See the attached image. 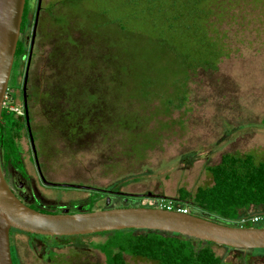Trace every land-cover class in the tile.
Here are the masks:
<instances>
[{
	"label": "rangeland",
	"instance_id": "rangeland-1",
	"mask_svg": "<svg viewBox=\"0 0 264 264\" xmlns=\"http://www.w3.org/2000/svg\"><path fill=\"white\" fill-rule=\"evenodd\" d=\"M221 1L227 9L212 19L210 31L220 34L229 56L217 70L184 74L170 55L163 57L156 38L163 27L157 9L170 0H58L61 12L54 27L68 30L69 54L62 60L50 42L30 77L32 95L37 94L31 103L32 129L47 181L169 200L177 199L181 187L194 193L211 185L206 168L224 154H252L264 161V1ZM138 75L156 85L140 86ZM17 81L22 85L23 77ZM20 95L18 89L13 104L4 107L21 108ZM20 144L27 174L39 183L25 132ZM37 193L57 214L77 213L91 195L98 197L93 191L41 184ZM140 198L130 205L116 198L109 206L110 199L99 196L98 205L88 207L93 212L157 203ZM108 237L56 242L78 247V254L61 249L67 264H105L89 246ZM28 239L15 236V245ZM213 248L225 264H264V251ZM38 252L16 248L18 264H47ZM127 263L154 264L131 258Z\"/></svg>",
	"mask_w": 264,
	"mask_h": 264
},
{
	"label": "trees",
	"instance_id": "trees-1",
	"mask_svg": "<svg viewBox=\"0 0 264 264\" xmlns=\"http://www.w3.org/2000/svg\"><path fill=\"white\" fill-rule=\"evenodd\" d=\"M225 9L221 0H170V5H161L157 11L162 14L163 27L156 38L162 46L163 57L170 55V59L181 66L178 68L184 74L197 69L217 70L229 52L220 40V34L212 35L210 27L214 23L212 19L223 17ZM21 53L23 50L19 47L16 57ZM132 76L129 75L127 84L131 83L129 79ZM136 79L140 86L144 84L147 89L156 85L149 79L142 82L140 75ZM169 79L170 73L166 84H170ZM17 89L18 86L9 85L11 102L6 101L8 105L13 104L14 91ZM24 132L28 136L25 117L12 111L10 106H5L0 124V160L3 167H12L22 175H26L20 144ZM206 171L212 178L211 185L198 187L194 193L181 187L177 199L170 201L188 208L190 214L230 226H238L239 220L243 218L242 212L251 207L264 210L262 159L258 161L252 154H224L217 165L207 167ZM97 201L93 197L82 209L77 210L92 212L91 206L96 205ZM88 204L91 206L88 207ZM31 208L41 213L56 214ZM103 234L109 237L104 243L98 244L97 249L104 255L106 264H126V256L154 264H225L216 254L213 248L215 244L177 234L154 231L138 233L134 230Z\"/></svg>",
	"mask_w": 264,
	"mask_h": 264
},
{
	"label": "water",
	"instance_id": "water-1",
	"mask_svg": "<svg viewBox=\"0 0 264 264\" xmlns=\"http://www.w3.org/2000/svg\"><path fill=\"white\" fill-rule=\"evenodd\" d=\"M25 5L26 0H0V124L21 34ZM25 91L24 88V98H26ZM27 129L35 153L28 116ZM63 187L88 189L71 185ZM146 197L168 200L166 197L152 194H147ZM13 230L52 238L128 230L154 231L177 234L233 250L264 251L263 226L224 225L205 217L168 211L155 206L107 208L73 214L41 213L16 197L5 179L0 160V264H13L10 243V233Z\"/></svg>",
	"mask_w": 264,
	"mask_h": 264
},
{
	"label": "flooded vegetation",
	"instance_id": "flooded-vegetation-1",
	"mask_svg": "<svg viewBox=\"0 0 264 264\" xmlns=\"http://www.w3.org/2000/svg\"><path fill=\"white\" fill-rule=\"evenodd\" d=\"M60 12L61 11L59 8L58 0H26L23 21L21 25V34H20L19 43L17 47V49L19 47L20 49L22 48L23 53L19 54L17 57L15 55V61L13 65L10 82H9V85L14 83L13 84L14 86H18V89L21 93L20 96L22 97V101H21L22 107L18 109L19 113L17 114L21 117H25L26 125H27V116L29 117V122H30V112H31L32 122H30V129L32 131V135L34 138L35 153L32 148L29 133H28V136L30 140L33 160L36 166L39 183L28 176L26 168H25L26 175H22L20 172L13 169L12 167L2 166V170H3L7 183L9 184L13 193L16 195V197L21 202H23L29 207H37L36 200L39 199L38 201L39 206L37 208L39 210H44L50 213H53L55 208L52 207L51 204L48 206V204L44 202L43 198L37 193L39 191L40 184L42 186H47L49 188H66V187H63L65 185L81 186V185H73V184H68V183H62V184L53 183L45 179L46 175L44 174V171L42 170V166L40 165V162H39V154H38L39 151L37 150V147H36L35 136H34L33 129H32L33 116H32L31 103H33L34 96L35 98L37 97V94L33 96L31 92L32 90L31 78H30L31 71L34 68V65L36 64L38 59L40 60L42 59L43 51L46 52L45 50L46 46L49 45L50 47V42L54 41L53 45L58 47L55 50V52H57L56 55L60 57L63 56L62 60H65L66 58L64 54L66 55L69 54L65 48L69 47L72 42L71 36L68 33L67 34L65 33L68 31L66 28L58 29L54 27L55 18L57 17V15L60 14ZM61 35H65V36L62 37ZM51 52H54V51L51 49ZM15 73H17V75H15ZM20 76L23 77L22 85H19L17 81ZM24 88L26 90L25 91L26 98H24ZM18 89L14 91V93L16 92L17 94ZM8 91H9V87H8ZM28 97H29V100H28ZM7 98L11 102V99L8 96V94H7ZM46 183L52 184V185H48ZM82 187L88 188V189H83L84 191L95 192L96 193L95 195L98 197L105 196V198L106 197L109 198L110 199L109 206H111V203L116 198H120L121 201H124L127 205H130L131 201L141 200L142 198L140 197H146V195H131V194H126L122 192L106 191V190L99 189V188L95 189V188L88 187V186H82ZM98 197H96L97 200H98ZM92 198L93 197L91 195V198L89 199V201ZM40 199L44 202L43 207L41 206L42 202L40 201ZM23 200L26 201V203ZM98 203L99 201L96 202V206L98 205ZM101 203H104L106 205V202H101ZM103 207L105 208V206ZM21 235H26L29 237V239L27 240V244L23 246H16L15 236L20 238ZM81 237H85V236H78L76 238L79 239ZM67 238L64 239V238H57V237H54V238L41 237V236L29 235V234H25V233L13 230L10 233V243H11V253H12L13 264H18L20 262V259L17 257V254H16V248H31L33 252L36 250V248H39L38 254L40 256V260L44 258L43 260H45L47 264H67L66 260L60 257L62 248H73L72 253L78 254V252L75 251V249L78 248L77 246H71L69 244H63V243L56 242L57 239H63L64 241H67ZM46 239L48 241H46ZM98 244L100 243L92 244V245L90 244L89 248H92L97 253L103 255L97 249ZM127 258H131V259L141 261V262L151 263L145 260L135 259V258L126 256L125 257L126 264H128ZM105 264H106V260H105Z\"/></svg>",
	"mask_w": 264,
	"mask_h": 264
},
{
	"label": "built area",
	"instance_id": "built-area-1",
	"mask_svg": "<svg viewBox=\"0 0 264 264\" xmlns=\"http://www.w3.org/2000/svg\"><path fill=\"white\" fill-rule=\"evenodd\" d=\"M6 101H8V98H6ZM5 101V104H6ZM11 110L19 113L18 109H15L13 107H11ZM156 205H154L155 207L164 209V210H168V211H176V212H181L183 214H189V210L188 208L182 207V206H178L177 204H175V202L173 201H162V200H158L156 201ZM252 224L253 226H263L264 227V217H255L252 219H248V218H242L241 220H239L238 222V226L239 227H247V225Z\"/></svg>",
	"mask_w": 264,
	"mask_h": 264
},
{
	"label": "crops",
	"instance_id": "crops-1",
	"mask_svg": "<svg viewBox=\"0 0 264 264\" xmlns=\"http://www.w3.org/2000/svg\"><path fill=\"white\" fill-rule=\"evenodd\" d=\"M242 216L243 218H248V219H252L255 217H264V210L258 207H251L250 209L242 212Z\"/></svg>",
	"mask_w": 264,
	"mask_h": 264
}]
</instances>
